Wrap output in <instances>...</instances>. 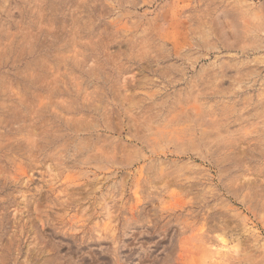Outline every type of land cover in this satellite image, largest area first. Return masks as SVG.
Listing matches in <instances>:
<instances>
[{
	"label": "rangeland",
	"instance_id": "obj_1",
	"mask_svg": "<svg viewBox=\"0 0 264 264\" xmlns=\"http://www.w3.org/2000/svg\"><path fill=\"white\" fill-rule=\"evenodd\" d=\"M0 264H264V0H0Z\"/></svg>",
	"mask_w": 264,
	"mask_h": 264
}]
</instances>
